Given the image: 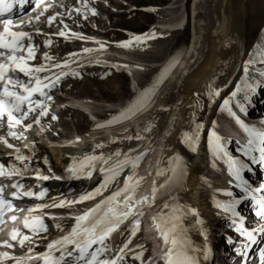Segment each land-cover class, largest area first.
<instances>
[{
    "label": "rangeland",
    "instance_id": "rangeland-1",
    "mask_svg": "<svg viewBox=\"0 0 264 264\" xmlns=\"http://www.w3.org/2000/svg\"><path fill=\"white\" fill-rule=\"evenodd\" d=\"M60 1L63 2L64 5L60 3H53L50 7L52 9L51 12L40 19L41 25H50L54 28H60V25L65 23L76 24L78 22L79 15L75 14L72 18L64 16L66 6H70L69 3H72L73 0ZM108 1L112 9L104 8V5H99L101 8L93 7L97 6L95 4H92L93 6H91V8L95 10L94 13L88 12L87 8L85 9L88 16H92L89 17V20H95V22L99 24L98 26L96 25V31L98 33L97 39L106 36L113 39L122 38L125 37L126 34L118 28L141 31L148 28L151 24L155 25L172 20H181V18L185 16L186 12H190L191 19L184 30L177 29L172 33L165 32L164 29H154L150 33L156 34L154 38L145 39L139 43L133 41L131 46L128 48L122 47L120 44L114 47L103 44L104 47L100 48V41L97 40H83L79 44L70 43L67 45L62 44L61 41H57L56 46L53 49L43 47L42 44L37 43V50L35 52L39 57L42 56L43 53H46V50H53L54 53L56 51V53H60L62 55L67 54L69 53L68 50L75 51L78 49V45H80V48L85 47L94 49L93 51L86 53L87 56L91 57L113 58L116 55H123L127 58V63L129 64L128 66H131V68L126 69L125 66H119L118 63L123 64L122 62H117L115 65L116 69H119L121 72H117L112 68H99L91 66L81 70L78 73V76L68 75L61 78L57 84L59 89L58 91L62 92L66 96H69L71 100L69 101L70 104L77 106H79V104H83L82 107L85 108L86 113L78 109L68 108L66 106L64 109L58 108L54 112L53 109H47L45 114L47 111L53 112L47 116L52 122L49 120L48 122H45L44 116H42L37 124L34 122L37 112L39 111V109H37L36 111L31 112L26 120H23L25 123L27 121V124L30 125L28 127L30 128L29 135L23 134L20 139H14L7 134L6 136L17 145H24L26 142L24 141L25 136L28 137L27 141L40 142V136L42 134H47L49 137L54 136L51 135L52 133H55V136H65L77 131L80 133V140H78V142L84 145L89 144L90 142V145H88L89 147H95V145L101 144V141H103L101 139L104 138V136H108L112 140L119 142L118 148L115 150L107 146L103 155L105 159L103 161L100 160L94 162L95 166L93 168V175L97 176L92 180V182H96L90 188L92 189L96 187L102 179L99 172L101 164H103L105 168H108L116 164L118 160L124 159L125 155H127L128 158H134L138 154L143 153L135 167L131 164L123 167V170L120 171L119 174L115 176L108 186L102 191L107 192L116 184L117 186L114 188L113 192L118 190L123 186L124 177L131 176L132 181H135L136 178H140L138 186L134 192V197L137 192L138 197H140L138 190L139 187L144 183L151 168H154L156 171L157 159L162 155L165 141L172 135L174 128L177 125V120L180 118L181 111L178 107L177 100H175L173 104V109L165 115H163L164 113H162L159 108L161 101L163 97L168 94V92L173 91V89L177 88L182 83H186L193 78L195 74L201 73L204 65L203 59H205V50L209 48L208 43L213 37V31L218 24V16L223 8L224 15L226 18L228 17V23H231L230 25L228 24L229 31L231 25L234 24V30H232L231 38L232 43L230 47H227L225 53L218 58V60L221 58L223 59L221 61L222 64L224 63L223 67H225L226 71H223V73L221 72L220 74L218 70L216 71V69L212 67L210 68L212 72L209 75L205 72L203 76L204 78L200 80L201 83L198 85L200 88L206 85H211L212 87L214 86L215 88H220L221 91L204 123L201 144L198 150L191 152L192 166L190 171L194 173L197 184L201 187V189L209 193V203L205 202L203 205L204 207L207 205L204 212L210 213L213 211L212 213H214L210 215L211 217L209 216L207 218H203L200 215L203 208L197 206V213L203 221V223L199 225L206 227L207 224H205V222L211 218L209 220V222L213 223L211 224L212 226L210 225L211 227L209 226L211 236L217 237L221 234L219 237L220 241L225 242V240H227V236L231 232H235L234 225L232 224L230 214L225 213L223 210L214 206V199H229L223 192L216 190L227 189L232 191L235 187L234 181L232 185H229L231 177L228 173L227 176L219 173L218 169H220V167L217 164L215 168L212 167L213 159L210 157L206 146L207 129L211 126L212 121L215 120L216 127L214 130L223 138L228 140L226 144L228 151L234 156H240L241 159H244L245 162L249 164L251 170H246L242 173V175L245 179H247L250 186H254L259 181L264 179V169H259L258 163H251L250 160L243 157L241 153L237 151L241 145L236 142H239V137L241 134L245 135V133H243L235 121L226 113L217 111L218 102L230 91H232L237 81H240L241 77L244 75L243 61L250 58L249 53H253L254 55L252 59L254 62L249 65L247 82L256 83V90L255 92H248L247 100L244 99V92L237 94V100L244 104L246 109L245 112H241L235 106L234 102L231 106L232 110L242 121L247 124L254 125L259 130H263L262 128H264L262 123L254 122L255 119L260 117L259 113L261 112V106H264V77L260 75L261 72H264V63H261V61L264 60V0H189L187 2L184 0ZM222 4L224 5L222 6ZM55 10H59L57 20L48 22L47 17L55 13ZM197 12H199L198 17L196 16ZM60 18L63 23L58 21ZM95 18H99L100 21ZM197 19L200 20L198 21ZM80 24L84 26L82 21H80ZM198 26L200 27L199 29ZM86 30L89 32L91 31V33L95 32L93 29L87 27ZM196 31H200L201 39L199 38L194 43L197 36L195 35L193 38V35ZM145 33H138L135 35H142ZM71 36L73 35L71 34ZM192 42L194 43V47L190 48L189 45ZM234 42H237L238 53L237 59H235V61H231L232 47L235 45ZM63 60L66 59H62L60 61ZM73 60H77V57H72L71 62ZM71 62L68 66H71ZM112 62H114V60H112ZM155 64L156 66H153ZM166 66H169V70L159 83L156 84L154 91L150 94L149 100L143 107L139 108V110H137L129 118L123 119L118 123L107 124L101 127L96 126L102 124L104 121H107L111 116L122 110L133 97L151 85L161 70ZM207 70L208 68L206 71ZM122 71L128 72L129 75ZM135 85L136 89L134 88ZM181 96L182 95H179V98H181ZM260 114L262 115L263 113ZM53 116H55V119H52ZM100 120L101 122H99ZM16 129H18V127ZM34 129L37 136L34 135ZM21 131L23 130L21 129ZM135 132L137 135L140 134L141 138L137 141L129 140L128 137ZM226 134L231 136V139L228 138ZM129 149H131V151H129ZM117 150H119L118 156L114 155ZM254 155L256 154L254 153ZM219 165H222V162L219 161ZM225 171L226 170H223V172ZM254 180H257L258 182H255ZM49 182L48 184H51ZM58 184L59 183L54 182V184L52 183L48 189V195L52 197L51 199H55L57 197L63 198L65 195L66 190H63L64 185ZM89 184L92 183L88 182V185ZM76 192L78 193L77 197H79L81 191ZM232 192L237 196L243 195L239 189L238 191ZM98 197H100V195H96L93 198L81 201L80 203L85 204L91 200H96ZM76 199L77 198H75V200ZM154 205V208L151 207L152 217L156 215V210L158 211L155 203ZM142 207L145 208L144 206ZM239 208L242 211L250 210V201L248 199L244 202L241 201ZM218 219H223V221H218L220 222L217 223L218 225L214 224V222ZM61 223L69 224L70 222L67 223L62 221ZM48 225H50V221H47V226ZM71 225L72 223L70 226ZM70 226L62 231H56V233L64 234ZM130 232V223L126 227L119 230V233L116 236L119 245L128 244L129 250L135 248L136 250H139L142 248L141 252L144 256L148 247L146 243H143L146 235L144 230L143 235L140 233V222L138 224V230L135 234L131 235V239H129ZM53 234H55V232L48 228L46 235L53 238ZM142 239L143 241L141 242L140 240ZM215 240L218 239L214 238V242H216ZM125 241H127V244H125ZM262 241H264L263 237ZM139 244L143 246L138 247ZM226 244L228 245V242Z\"/></svg>",
    "mask_w": 264,
    "mask_h": 264
},
{
    "label": "snow or ice",
    "instance_id": "snow-or-ice-1",
    "mask_svg": "<svg viewBox=\"0 0 264 264\" xmlns=\"http://www.w3.org/2000/svg\"><path fill=\"white\" fill-rule=\"evenodd\" d=\"M21 2H23V0H21ZM77 2L79 3V0H77ZM35 3L40 4L41 0H35ZM11 7L12 0H0V13L7 12ZM42 7L47 8L49 5L45 4L42 5ZM87 11L94 13V9L92 8H87ZM55 15H57V13L49 15L47 17L48 22H51ZM33 19H35V17H33ZM61 23H63V21H61ZM57 35L63 36L65 39L68 38L65 31H60ZM72 35L79 37L81 34L72 33ZM155 35V33L150 35H134L131 36L129 40L121 41L120 46L128 48L133 41L139 43L145 39L154 38ZM25 39L27 40L26 45L24 43ZM85 39H91V37H86ZM50 43L51 41L49 39L43 41L45 47ZM99 47L103 48L104 45L101 44ZM93 50L94 49L90 48L80 49L83 53H89ZM34 52L35 47L29 33L14 31L10 19H0V121L6 118L7 135L14 139L18 138V133L13 129L16 125H20L21 121L24 120L25 117H28L31 112L39 109L34 121L37 124L40 118L45 115L47 104L44 103V100L51 99V97L47 95L48 89L55 87L59 83L60 78L67 74L79 75L76 72L67 70L71 58L73 56H77L78 58V53H67L66 55L69 59L57 63H48L52 60V57L48 56L47 53H43L41 57L42 62L40 64H31L29 61L33 59ZM253 55V53H249L250 58L243 61L244 75L241 77L240 81H237L232 91L218 102L217 111L226 113L235 121L243 133H245L247 137L246 143L240 146L237 151H239L243 157L250 160L251 163H259L260 167L264 168V130H259L254 125L242 121L232 110L231 106L234 102L235 106L241 112H245V106L237 100V94L244 92V99L247 100L248 92H255L256 90V83L247 82L249 65L254 62L252 59ZM261 63H264V60H262ZM168 70L169 66L162 69L151 85L133 97L118 113L96 126L101 127L107 124L118 123L133 115L139 108L147 103L156 84L166 75ZM17 73L22 74L27 79L21 80L17 78ZM260 75L264 77V72H261ZM220 91V88L209 86L208 91L205 93L209 106L220 95ZM193 95L195 96L196 94L194 93ZM52 119H55V116H53ZM192 125L191 131L182 133L181 143L186 144L194 152L199 143L201 131L204 128L203 121H197L195 113H193ZM22 126L28 128L30 125L23 124ZM215 127L216 121L213 120L211 126L207 129L206 140L207 150L210 157L213 159L212 167H216L215 161L222 162V164L226 166L228 175L231 177L229 185H232L234 181V187L239 189L243 195L237 196L230 190L217 189L216 191L223 192L229 199H214V206L230 214V217L233 218L232 224L234 225V230L244 238V242L240 245L238 251L241 255H246L247 249L250 247L251 243L256 241L257 234L264 233V195H257V193L264 191V183H261L258 187L249 185L247 179L242 175L246 170H251L249 164L246 163L244 159H241L240 156H234L228 151L226 147L228 140L219 135L214 130ZM131 138L132 137H128V139ZM135 138L140 139L141 137L137 135ZM0 144H3L6 149H13L16 161L22 163L25 160V157L19 153V150L14 149V146L8 143V140L3 135H0ZM99 146L100 145H97V147ZM129 151H131V149H129ZM254 153L258 155H254ZM114 155L118 156L119 150H117ZM142 155L143 153H140L134 158H128L127 155H125L124 159L118 160L116 164L108 168H105L103 164H101L99 172L102 179L96 187L88 192L82 193L77 197L76 201H67V203H78L99 195L112 179L123 170V167L129 164L135 167ZM104 159L103 155H86L79 161L69 163L66 171L72 173L73 178H78L77 173L90 178L95 166L94 162L97 160L103 161ZM27 170V164L18 167L12 163H8L7 165L0 163V176H22ZM165 173H167V176L159 185L153 184L151 198L148 196H141L139 199L134 197V192L140 178H136L135 181H132L131 176H125L121 188L112 192L84 212L76 215L66 235L51 240L46 245L45 252L36 253L35 255L42 260V264H118V259L122 260L119 251L111 260L100 258L101 254L108 250V245L105 243L106 239L124 220L132 217L130 222L131 232L129 235V239H131V235L135 234L138 230L139 216L142 215V206L152 204L156 199L158 190H164L166 186L170 188L173 183L178 182L180 177L184 175L181 158L178 155L169 157L168 167L166 169H158L157 171L158 176H162ZM32 174L39 179H49V176L41 175L39 170H33ZM56 179H60V177H56ZM12 187L15 191L11 192L10 195L14 198H18V193L23 196H35L39 198L47 191V189H41L35 193L31 190L20 192L22 184H18L15 181H13ZM249 198L251 200L253 214L260 222L256 228L251 229L245 227L243 217H241L240 213L237 211V206L241 201ZM168 199H173L170 192ZM64 204L65 201H60L58 204H53L52 206L60 207ZM44 206L45 205L38 204L35 208ZM12 207L13 205L11 202L4 199L3 188L0 187V219L3 218V213ZM162 207L168 208L169 211L167 213L158 212L151 218V224L157 237H159L161 241L160 259L163 264H202V261L209 258L211 250L206 242L202 247L194 245L187 236V229L182 222V218L190 213L196 216V224H202L203 221L200 219L196 209L182 206L175 201L170 205L167 200L163 203ZM32 210L33 209H29V211ZM7 219L12 221L16 219V217L9 215ZM23 226L31 235L46 230L40 216H32L29 219L28 216L25 215ZM53 226L57 228L60 227L59 225ZM200 235L204 237L205 241L207 240L205 229L201 228ZM8 236L10 240L16 241L19 244H24L25 241H29V235L23 233L18 234L17 230H9ZM229 243H231V240H229ZM125 244H127V241H125ZM0 245L8 248L13 246L7 240L0 241ZM28 251L32 252V248H28ZM54 252H58V255L54 256ZM140 255L141 254H136L135 259L139 260ZM66 257L67 259H65ZM9 258L13 260V264H24L23 260L11 256L9 252L0 251V264H3V262ZM260 260L261 264H264V252L261 253Z\"/></svg>",
    "mask_w": 264,
    "mask_h": 264
},
{
    "label": "bare ground",
    "instance_id": "bare-ground-1",
    "mask_svg": "<svg viewBox=\"0 0 264 264\" xmlns=\"http://www.w3.org/2000/svg\"><path fill=\"white\" fill-rule=\"evenodd\" d=\"M224 4H222V6ZM223 10L224 9L222 8V10L220 11V15L218 16V20H217L218 24H217L215 30L213 31V37L211 38V40L208 43L209 48L205 50V54H204L205 59H203L204 65H203L201 73L195 74V76L193 78H191L189 81H187L186 83H182L177 88L173 89V91L168 92V94H166L163 97V99L161 101V105L159 106L160 111L162 113H164L163 115H165L173 109V104H174L175 100H177L178 107L180 108V111H181L180 112V118H179V120H177V125L174 128L172 135L169 138H167L165 141L162 155L159 156L157 159L156 171L154 170V168H151V170L149 171V174H148L147 178L145 179L144 183L139 187L138 190H139L140 197L141 196H148L149 198H151V189L153 187V184L155 183L156 185H159L166 178L167 173H165L162 176H158L157 171H158V169H166L168 167L169 157H174V156L178 155L181 158V164H182V167L184 169V175H182L180 177L178 182L173 183L170 188L168 186H166L164 190H161L162 193L160 192V190H158L155 201L150 205H143L145 208L142 207V209H141L142 215H140L139 217H142L143 225H144V232L146 235L143 243H149L150 242L153 246V249H152L153 255H152L149 263H153L155 260L161 261V259H160L161 241H160L159 237H157L154 229L152 228V224H151V218H152L151 207L154 208V206H155L154 203L156 204V208L158 209V211L156 210V214L158 212L167 213L169 211L168 208L162 207L163 203L166 200L170 205L175 201L182 206L195 208L196 211H197V208H196L197 206L201 207V208H203V211H202L203 213L201 211L200 212L203 215V218H207L210 215L214 214V213H212L213 211L210 213L204 212L206 209L205 207H207V205L205 207L203 205L205 202L209 203V201H208L209 200V193H207L201 189V187L197 184V180L195 179L194 173L192 171H190V168L192 166L191 165L192 164V158H191L192 150L186 144L181 143V137H182L183 132L191 131V129L193 127V125H192L193 113H195L196 120L197 121H203V124H204L206 119H207V116L209 114V111L212 109V106L216 101L215 100L210 106L207 102V96L205 95V93L208 91L210 85H206L202 88L198 87L199 83H201L200 80L204 78L203 77L204 73L207 72V75H209L212 72L210 70V68H212V67H214L216 69V71L218 70V72H220V74H221V72L223 73V71H226L225 67H223L224 63L222 64V61H221L223 59L221 58L220 60H218V58H220L219 56H222V54L225 53V50L227 49V47L228 46L230 47V45L232 43L231 38H232V30H234V24L231 25V28L229 31L228 26L231 23L230 24L228 23V20H227L228 17L226 18V16L223 13ZM198 14H199V12L196 13L197 17L199 16ZM95 19L100 21L99 18H95ZM197 20L199 21L200 19H197ZM183 21L184 20L179 19V20H175V21L172 20V21L162 23V24H160V23L155 24V25H153V27L150 30L146 31L145 34H150L154 29H164L165 32H172L173 33L177 30V28L182 27ZM199 26H198V29L200 28ZM86 32L91 33V31L90 32L86 31ZM195 35L197 37L194 40V43L199 38L201 39L200 31L194 32L193 38L195 37ZM194 43L193 42L190 43L189 47L190 48L194 47ZM53 45L54 44H52V46ZM237 46L238 45L236 42L235 45H233V47H232V53H231L232 59L230 58L231 61L232 60L235 61V59H237V53H238L237 52V50H238ZM187 54H188V51H187ZM101 58H103V59L97 60L98 63L111 65L114 67V69L116 71H120L119 69H116L115 65L117 64V62H122L123 64L118 63L119 66H125L126 69L131 68V66L130 67L128 66L129 64L127 63L128 62L127 58H125V56H123V55L122 56L116 55L113 58H111V57H109V58L101 57ZM112 60H114V62H112ZM153 66H156V64ZM98 67H104V66H98ZM207 68H208V70L206 71ZM226 74H227V72H226ZM185 79H187V78H185ZM134 88L136 89V85L134 86ZM194 93L196 94L195 96L193 95ZM179 95H182L181 98H179ZM44 103L48 105L47 102H44ZM82 105L79 104V107L83 108ZM202 131L200 134L199 143L196 146V150H198V148L201 144ZM18 136L20 137L21 135L18 134ZM136 136H137V133L135 132L134 134L129 136V137H132L129 140H131V141L136 140L137 141L138 139L135 138ZM139 136H141V135L139 134ZM239 139H240V141H244V142H246V140H247L246 136L242 135V134L239 137ZM101 140H103V141H101L102 143L99 144L100 145L99 147H97V145H95V147L94 146L89 147L88 145H90V142L88 145L85 144L86 146L84 144L74 143L70 146L61 147V148L48 147V146L43 145L41 143L40 144H35V143L34 144H27L25 147L19 149V153L25 157V160L22 162V164L31 165L35 169L39 170V172L44 173V172H47L49 170L56 169L57 165L62 164L63 163V157L66 156V154L72 156V159L70 162L74 163L75 161H79L80 159H82L85 156L84 155L85 153H87L86 155L100 156V155H104L105 149L107 148V146H109L115 150L118 148L119 142L116 140H112L108 136L107 137L104 136V138H102ZM0 146L5 148V146L3 144H0ZM6 150L8 152L7 155L9 157L15 158V155H13V149H6ZM76 150H78V152L75 155H71V153H74V151H76ZM64 152L66 154H64ZM80 152H82L83 155L80 156ZM10 153H12V154H10ZM97 161H100V160H97ZM93 174H94V172L92 171V175L90 178L89 177L87 178V182L92 183V180L97 176V175L94 176ZM232 191L235 192V191H238V189L234 188V189H232ZM169 192L173 196L172 200L168 199ZM137 194H138V192H137ZM137 194L135 195V198L139 199ZM102 199H104V198H102ZM93 205L94 204H92L91 207ZM182 210H184V209H182ZM71 214H73V213H71ZM68 216L69 215H67V217ZM195 217H196L195 215L189 213L188 215H186L182 218V222H183V225L185 226V228L187 229V236L189 237V239L193 242L194 245L202 247L206 241H204L203 240L204 237H202L200 235V230H201V228L205 229L207 238L210 237L212 239L211 232H210L209 228H207V227H209L213 223L209 222V220L211 219L210 218L209 220H207L205 222V224H207V227H203V226H200V225L195 223V220H196ZM214 217H215V215H214ZM131 218L132 217H129V219L124 220L123 223H121L118 226V228L112 232L111 236L115 237L116 233H117L116 231L119 228L124 227L128 223V221L131 220ZM62 221L67 222V223H69V222L73 223L74 222L73 219H69V218H63ZM220 222H222V221L220 220ZM216 225H217V221H216ZM69 230H70V228L68 230H66L65 232L67 233V232H69ZM65 232H64V234H65ZM53 235H54L53 239H56V238L60 237L61 234H57L55 232V234H53ZM262 237L264 240V235H262ZM207 244H208V246H210L209 248H212L214 246L213 242L208 241ZM207 262H208L207 260H204V261H202V264H207Z\"/></svg>",
    "mask_w": 264,
    "mask_h": 264
}]
</instances>
